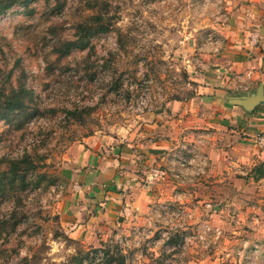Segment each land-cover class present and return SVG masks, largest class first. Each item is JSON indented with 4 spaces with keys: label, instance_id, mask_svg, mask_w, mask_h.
Segmentation results:
<instances>
[{
    "label": "rangeland",
    "instance_id": "rangeland-1",
    "mask_svg": "<svg viewBox=\"0 0 264 264\" xmlns=\"http://www.w3.org/2000/svg\"><path fill=\"white\" fill-rule=\"evenodd\" d=\"M258 15L264 0H26L1 14L0 264H264L253 138L259 152L217 159L214 177L205 161L150 165L164 174L150 187L174 189L141 223L131 212L72 239L60 222L73 148L111 146L141 114L196 97L210 56ZM67 42L84 47L62 55ZM14 93L23 105L4 111Z\"/></svg>",
    "mask_w": 264,
    "mask_h": 264
},
{
    "label": "crops",
    "instance_id": "crops-1",
    "mask_svg": "<svg viewBox=\"0 0 264 264\" xmlns=\"http://www.w3.org/2000/svg\"><path fill=\"white\" fill-rule=\"evenodd\" d=\"M245 22V29L228 34L226 48L210 56L214 60L196 97L141 114L131 132L111 146L89 140L73 148L69 195L60 216L68 237L91 238L117 216L126 225L131 212L137 214L131 221L141 223L149 205L168 201L172 185L143 187L142 171L150 165L205 161L214 177L217 159L234 160L237 152L249 159L259 152L251 138L264 132V15ZM254 26L258 42L251 46Z\"/></svg>",
    "mask_w": 264,
    "mask_h": 264
},
{
    "label": "trees",
    "instance_id": "trees-1",
    "mask_svg": "<svg viewBox=\"0 0 264 264\" xmlns=\"http://www.w3.org/2000/svg\"><path fill=\"white\" fill-rule=\"evenodd\" d=\"M26 0H0V15L4 14L7 10L11 9L14 5L20 4L22 2H25ZM70 46H75V47H80L83 48V45H76L73 44L72 42H67L64 44V51L61 52V54H67L69 52V47ZM21 94V93H20ZM16 97V98H15ZM177 100V99H175ZM6 105L3 108L4 111L7 109L8 111H13L16 109H19L23 105V101L17 98L15 93L12 95L11 98L6 99L5 101ZM5 114L3 112H0V118L4 117Z\"/></svg>",
    "mask_w": 264,
    "mask_h": 264
},
{
    "label": "built area",
    "instance_id": "built-area-1",
    "mask_svg": "<svg viewBox=\"0 0 264 264\" xmlns=\"http://www.w3.org/2000/svg\"><path fill=\"white\" fill-rule=\"evenodd\" d=\"M258 42V35L256 33H252L249 37V44L251 46H255ZM254 142L262 149H264V132L257 133L254 137ZM163 172L157 168H148L144 172L143 183L145 186H152L156 184V182L160 181L163 177Z\"/></svg>",
    "mask_w": 264,
    "mask_h": 264
},
{
    "label": "water",
    "instance_id": "water-1",
    "mask_svg": "<svg viewBox=\"0 0 264 264\" xmlns=\"http://www.w3.org/2000/svg\"><path fill=\"white\" fill-rule=\"evenodd\" d=\"M261 91H262V90L259 91V95L261 94Z\"/></svg>",
    "mask_w": 264,
    "mask_h": 264
}]
</instances>
